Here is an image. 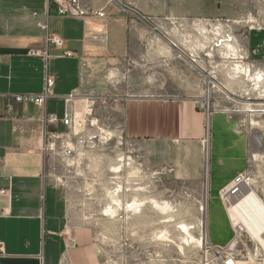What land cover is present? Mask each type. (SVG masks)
Returning a JSON list of instances; mask_svg holds the SVG:
<instances>
[{
    "label": "crops",
    "instance_id": "crops-1",
    "mask_svg": "<svg viewBox=\"0 0 264 264\" xmlns=\"http://www.w3.org/2000/svg\"><path fill=\"white\" fill-rule=\"evenodd\" d=\"M81 4L86 10H104L107 18L60 16L48 0H0V94L41 95L46 77L55 80V96L44 106L0 105V264H106L92 227L70 217L69 170L61 159L36 148L52 115L59 122L49 123V129L66 130L60 120L70 95L101 98L95 110L100 126L137 145L150 165L168 170L176 181L202 186L207 170L209 197L219 198L222 189L252 168L256 146L245 120L217 109H211L206 160L209 117L203 87L177 61L179 54L188 55L168 31L187 28L200 41L213 28L223 32L228 27L239 43L235 29L247 27L240 45L243 72L259 74L262 86L264 0ZM48 34L60 37L64 48L47 47ZM210 48L189 58L202 69V57H214ZM32 51L47 57L31 56ZM162 57L169 59L166 72L156 69ZM171 72L178 75L174 81L166 75Z\"/></svg>",
    "mask_w": 264,
    "mask_h": 264
},
{
    "label": "rangeland",
    "instance_id": "rangeland-1",
    "mask_svg": "<svg viewBox=\"0 0 264 264\" xmlns=\"http://www.w3.org/2000/svg\"><path fill=\"white\" fill-rule=\"evenodd\" d=\"M254 10L257 12L258 8L251 5L250 11ZM227 30L228 27L223 28L224 36L230 33ZM247 30L244 26L235 29L239 43H229L233 50L241 49ZM168 32L178 48L188 55L179 54L177 61L186 66L187 76L192 71L196 83L201 82L205 109L210 100L211 109L245 120L251 133L252 148L256 146L251 154L252 168L245 174L251 178L253 189L264 201V112H259L264 110V94H261L264 85L257 84L256 80L260 75L243 72L237 78L233 77L235 73L230 77L229 70L238 65L232 55L239 57L241 54L221 50V47L215 48L214 57H202L205 64L201 69L189 55L195 56L212 47L215 37L208 34L198 41L195 37L198 35L192 30L174 26ZM170 46L173 51L178 50ZM159 60L156 69L168 71L169 59L162 57ZM166 75L171 81L178 76L173 72ZM211 78L228 87L230 93L223 94L215 88L209 97ZM88 145L81 153L80 167L69 170L65 190L69 195L70 217L92 227L94 242L103 253L106 264H210L202 235L208 231L212 242L217 246L222 244V247L233 237L226 211L229 207L224 206L220 197H209L207 170L202 186L185 185L176 181L168 170L150 165L140 148L122 137L109 138L98 134ZM260 145L262 148H257ZM121 163V172L115 174L113 168ZM118 186L124 189L121 197H117L124 206L122 208L109 195ZM129 186L137 191L129 190ZM152 200L160 207L152 206ZM207 200L210 204L208 211ZM135 202L143 204L141 211H133L137 207ZM162 205H167L166 213L160 209ZM113 208H120L115 217L105 212ZM185 227L189 228L188 232Z\"/></svg>",
    "mask_w": 264,
    "mask_h": 264
},
{
    "label": "built area",
    "instance_id": "built-area-1",
    "mask_svg": "<svg viewBox=\"0 0 264 264\" xmlns=\"http://www.w3.org/2000/svg\"><path fill=\"white\" fill-rule=\"evenodd\" d=\"M111 1L113 2V0ZM48 3L49 5L56 7L58 15L60 16L80 19L96 17L101 20L107 18V14L104 10H86L81 4V0H48ZM119 5L123 4L121 3ZM228 31L230 33L224 36V32H222L220 27H215L210 30L209 35H213L215 37L212 40V44L214 45L210 49L211 51H214L215 48L218 49V47H221V50L226 49L228 52H238L241 54L239 57L235 55H232V57L234 61H236V64H244L242 49L235 51L233 49L230 50L227 47V45H230L229 43H236L233 33L230 31V29H228L227 32ZM46 44L47 47L54 46L60 49L64 48V41L60 37L51 34L46 36ZM30 55L47 57V53L41 51H32ZM65 55L68 57L74 56V54L71 52H65ZM239 66L241 69H243L242 65ZM233 73L235 72L232 71V74ZM210 82L208 85L209 88ZM54 87L55 80L52 77L47 76L44 91L41 95L0 94V105L5 103L9 109H12L14 104H32L36 106H44L50 98L55 96ZM100 100L101 98L96 96L79 98L75 95H70L69 97H66V112L63 119L60 120L66 130L59 132L49 129V123L53 125L59 122V119L55 115H52L46 121L47 126L44 131L43 139L36 147L37 150H39L41 153H47L48 155H52L57 159H61L64 166L68 170L74 167H80L81 153L86 147L89 146V141L94 139L98 134L108 136L107 132L100 126L99 119L95 112L96 106ZM213 113L214 111H212L210 108L209 100L207 108L209 120L205 140L206 155L209 153V122ZM108 137L113 138L111 135ZM253 191L255 192L252 187L251 178L246 174H240L235 179L231 187L221 190L220 199L225 207H229L226 209V211L229 217L233 237L226 246L222 247L217 246L212 242L208 231L202 235L201 240L203 242V247L206 250V256L210 260V264H264V234L259 235L258 237L251 234L250 231L244 227H241L237 222H234L230 214L234 204L248 198L241 196ZM1 193L4 194L5 191H2ZM208 200L207 211L209 210ZM3 252L4 249L2 245H0V253Z\"/></svg>",
    "mask_w": 264,
    "mask_h": 264
},
{
    "label": "bare ground",
    "instance_id": "bare-ground-1",
    "mask_svg": "<svg viewBox=\"0 0 264 264\" xmlns=\"http://www.w3.org/2000/svg\"><path fill=\"white\" fill-rule=\"evenodd\" d=\"M227 47L232 50L233 47L230 45H227ZM244 65V64H243ZM244 68V67H243ZM232 71L235 72V75H232ZM243 69L240 68L239 65H235L234 67H232L231 70H229V76H233L234 78L236 76H238V74H242L243 73ZM245 72V71H244ZM228 73V72H227ZM230 76V77H231ZM237 78V77H236ZM216 78H211V82H210V88H209V93L208 96L210 97L211 92L213 89H218L219 92L221 93H225L228 94L229 90L228 87L225 86H220L216 81ZM260 80V79H259ZM258 80V81H259ZM261 93V92H260ZM258 93V94H260ZM262 95L264 93H261ZM262 95H259L260 97ZM229 97V96H228ZM259 98V97H258ZM254 104V103H253ZM252 105V104H251ZM264 106V105H263ZM260 112H264V110L260 111ZM108 136H112L111 133H107ZM122 162V161H121ZM123 167V164L121 163L120 166L118 167H114L113 171L115 172V174H118L121 172V168ZM136 173V172H135ZM128 188H130L129 190L136 192L137 188H133L132 186H129ZM124 193V189L123 186H118V189H115L114 192H110L109 195L113 198V201H115L117 203V205L122 208L124 207L122 202L119 200V198L117 197H121V194ZM241 197H248L243 201H239L236 204L233 205L230 214H231V218L234 222H237L241 227H244L245 229H247L248 231H250L251 234L255 235V236H259L264 234V201L262 200V198L256 193V192H250L248 194H244ZM112 200V199H111ZM136 203V202H135ZM137 207H134L133 205H130L133 208V211L135 212H139L141 211L140 208L143 206L142 205H138ZM135 205V204H134ZM151 205L155 206V207H160V205L156 202V201H151ZM117 206V207H118ZM119 208V209H120ZM118 208H113L110 210H106L105 212H107V214H111L112 216H116V214L119 212ZM128 209V208H127ZM162 210V212L166 213L167 210V205L164 206L162 205V207L160 208ZM131 210V209H130ZM129 210V211H130ZM118 211V212H117ZM132 211V210H131ZM110 215V216H111ZM188 227V226H187ZM187 227H185V229L187 230V232L189 231L187 229ZM190 233V232H189ZM191 235V233H190ZM164 238V237H163ZM193 238V237H191Z\"/></svg>",
    "mask_w": 264,
    "mask_h": 264
}]
</instances>
